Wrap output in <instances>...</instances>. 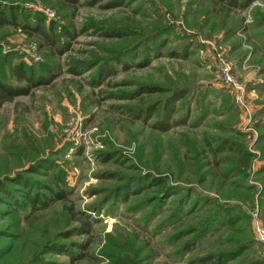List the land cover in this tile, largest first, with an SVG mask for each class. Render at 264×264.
I'll list each match as a JSON object with an SVG mask.
<instances>
[{"label": "rangeland", "instance_id": "obj_1", "mask_svg": "<svg viewBox=\"0 0 264 264\" xmlns=\"http://www.w3.org/2000/svg\"><path fill=\"white\" fill-rule=\"evenodd\" d=\"M9 1L57 44L0 27L2 80L51 77L0 105V181L67 198L0 201V264H264V0Z\"/></svg>", "mask_w": 264, "mask_h": 264}, {"label": "trees", "instance_id": "obj_2", "mask_svg": "<svg viewBox=\"0 0 264 264\" xmlns=\"http://www.w3.org/2000/svg\"><path fill=\"white\" fill-rule=\"evenodd\" d=\"M70 2H74L77 0H69ZM250 3V0H246L244 4ZM23 10L20 8V6H17V4L10 2L9 0H0V27H5L8 25L16 26L21 28L23 31L25 30L28 33H36L37 37L40 38V46H55L56 38L52 36L51 30L53 29L52 25L50 26L49 30H46L42 26V22L40 19L36 20V23H32L31 21H28L27 15L23 14ZM59 50V49H58ZM57 50V51H58ZM34 68H32L29 65H24L22 62H17V64L13 67V72L15 74V77L19 81H24L25 84L21 83H11L7 82L1 79L0 77V105L12 100L15 96L20 95H26L30 92V87L36 86V85H42V83H49L51 81V77H45L36 75L35 71H33ZM75 72H79L74 69ZM110 70L107 66H103L100 68V72L98 75L101 74L106 75ZM100 81V80H99ZM178 97H176L177 99ZM166 107V109H165ZM165 109L166 112H170L171 108H169V103L162 108ZM167 115V114H166ZM161 128L163 130L167 129V126L161 123ZM42 165L39 166L41 168ZM48 168V167H47ZM50 168V167H49ZM38 170V169H37ZM59 170L54 179L53 185H46L45 190L46 192L43 193H34L33 195L26 194L25 198L21 200L22 194H15L13 193V189L9 188V186L5 185L3 181H0V201L3 203H7L11 205L12 207H16L19 205L30 204L32 206H37L39 204L38 208L45 209V207H49L50 205L62 201L67 198V188L64 183V176L62 175L63 172ZM12 180V181H11ZM10 181L16 185H24L27 186V179L24 176L21 175H15L13 176ZM55 187V188H54ZM19 194V195H18ZM224 212H218L216 215H212V217L207 220L208 228L210 225H214V227L219 226L220 224H225L226 222L233 223V217L228 216L229 214ZM214 216V217H213ZM85 225L87 226V222H83V226H79L77 228V234L82 233L84 231ZM202 227L199 232L206 233L209 229ZM215 229V228H214ZM55 248V247H54ZM59 251H61V248H58Z\"/></svg>", "mask_w": 264, "mask_h": 264}, {"label": "built area", "instance_id": "obj_3", "mask_svg": "<svg viewBox=\"0 0 264 264\" xmlns=\"http://www.w3.org/2000/svg\"><path fill=\"white\" fill-rule=\"evenodd\" d=\"M223 74L225 76V81L228 83H234L233 79L230 75V68L229 66L223 61ZM254 228H255V234L256 237L264 240V225L262 224L259 217H255L254 221Z\"/></svg>", "mask_w": 264, "mask_h": 264}]
</instances>
